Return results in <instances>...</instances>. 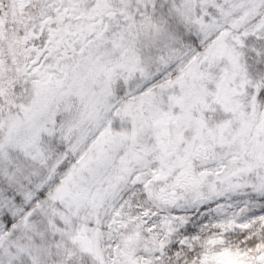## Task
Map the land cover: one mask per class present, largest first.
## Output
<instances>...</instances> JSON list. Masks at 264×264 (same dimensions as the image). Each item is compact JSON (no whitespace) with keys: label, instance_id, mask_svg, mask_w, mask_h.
Instances as JSON below:
<instances>
[{"label":"snow or ice","instance_id":"obj_1","mask_svg":"<svg viewBox=\"0 0 264 264\" xmlns=\"http://www.w3.org/2000/svg\"><path fill=\"white\" fill-rule=\"evenodd\" d=\"M0 264H264V0H0Z\"/></svg>","mask_w":264,"mask_h":264}]
</instances>
